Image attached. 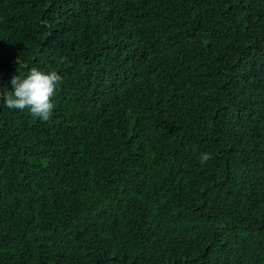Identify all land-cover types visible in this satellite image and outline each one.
Wrapping results in <instances>:
<instances>
[{
    "label": "trees",
    "instance_id": "trees-1",
    "mask_svg": "<svg viewBox=\"0 0 264 264\" xmlns=\"http://www.w3.org/2000/svg\"><path fill=\"white\" fill-rule=\"evenodd\" d=\"M0 264H264V0H0ZM211 159L201 164L199 157Z\"/></svg>",
    "mask_w": 264,
    "mask_h": 264
},
{
    "label": "clouds",
    "instance_id": "clouds-1",
    "mask_svg": "<svg viewBox=\"0 0 264 264\" xmlns=\"http://www.w3.org/2000/svg\"><path fill=\"white\" fill-rule=\"evenodd\" d=\"M62 83V77L56 71L44 73L32 68L26 78L13 76L11 85L14 91L0 94V99L9 109L21 111L28 109L33 117L47 122L52 117L55 107L53 97ZM211 158L209 153H202L199 160L203 165Z\"/></svg>",
    "mask_w": 264,
    "mask_h": 264
}]
</instances>
